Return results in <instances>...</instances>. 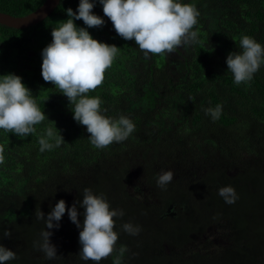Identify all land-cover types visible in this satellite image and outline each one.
<instances>
[{
    "label": "trees",
    "instance_id": "obj_1",
    "mask_svg": "<svg viewBox=\"0 0 264 264\" xmlns=\"http://www.w3.org/2000/svg\"><path fill=\"white\" fill-rule=\"evenodd\" d=\"M44 1L0 0V11L22 16ZM199 1L204 2L180 0ZM218 2L204 15L215 24L211 27L199 16L195 43L187 51L181 46L172 52L180 57L173 71L169 53L146 58L134 40L121 38L97 0L93 12L105 20L104 26L94 27L97 40L116 45L117 56L128 58L126 75L107 69L106 80L88 95L102 100L104 115L127 116L136 126L125 141L104 149L90 143L86 127L73 118L74 106L41 75V52L52 40V28L60 25L55 19H68L65 10L75 12L79 0H61L48 17L29 27L0 23V75L21 76L48 118L27 136L0 130L5 146L0 244L16 252L7 264H94L81 259L82 229L67 211L58 229H46L36 216L42 211L46 217L61 199L71 208L82 201L85 188L103 194L112 209L124 213L114 218L116 251L100 264H114L117 257L121 264H264V65L251 81L236 84L226 63L230 53L242 51L244 35L264 45V0ZM217 105L222 112L213 121L204 110ZM49 129L53 147L41 151L39 140ZM60 134L65 142L56 146ZM162 170L174 173L164 189L157 185ZM136 171L150 200L131 190ZM225 186L235 189L232 204L218 194ZM77 210L82 224L85 209L77 203ZM125 223L139 226V233L125 232ZM43 230L53 233L57 259L48 260L39 250ZM5 231L10 238H3ZM212 232L224 236L226 246L211 248Z\"/></svg>",
    "mask_w": 264,
    "mask_h": 264
},
{
    "label": "clouds",
    "instance_id": "obj_2",
    "mask_svg": "<svg viewBox=\"0 0 264 264\" xmlns=\"http://www.w3.org/2000/svg\"><path fill=\"white\" fill-rule=\"evenodd\" d=\"M102 5L104 16L113 24L115 32L124 40H134L138 48L147 58L151 55L172 53L177 47L195 43L197 32L194 30L200 15L198 8L180 0H98ZM97 0H79L77 10L66 9L65 22L52 28L51 42L42 50L41 75L45 82L59 89V93L67 97L73 112L74 120L86 127L90 134V143L97 149L107 148L114 142L125 141L134 131L135 124L127 116L118 119L106 116L101 108L102 100L90 97L89 92L102 85L106 70L109 69L120 48L94 39L88 28H98L105 20L94 14ZM82 20L87 27H78L74 21ZM240 52H232L227 56V69L233 74L234 82L241 84L253 79L256 72L264 65V45L254 38L244 35L239 41ZM213 121L222 112L220 105L204 110ZM47 118L41 110L32 91L23 83L22 77L14 73L0 75V130L27 136L36 132V125ZM48 119V118H47ZM55 123V122H54ZM58 130V129H57ZM59 131V130H58ZM60 133V131H59ZM54 135L49 129L46 137L39 140L40 150L53 147L49 138ZM64 141L62 135L56 146ZM65 142V141H64ZM5 160V146L0 144V164ZM174 173L162 170L157 178V185L164 189L172 182ZM218 194L226 203L232 204L237 199L235 189L225 186ZM77 203L84 208L83 223L78 219L80 213ZM68 208L61 199L47 214L36 213L37 219L45 221L46 229H58L59 222L67 211L69 219L79 232L81 249L79 255L84 261L100 264L114 251L119 234L114 230V218L124 215L122 210L112 209L103 194L96 195L85 188L82 201ZM123 230L130 235H137L140 227L125 223ZM39 250L48 260L57 259V249L51 243V231L41 232ZM10 238L11 232L5 231L3 238ZM126 249H120L121 254ZM16 259V252L0 244V264ZM114 264H121L120 258Z\"/></svg>",
    "mask_w": 264,
    "mask_h": 264
},
{
    "label": "rangeland",
    "instance_id": "obj_3",
    "mask_svg": "<svg viewBox=\"0 0 264 264\" xmlns=\"http://www.w3.org/2000/svg\"><path fill=\"white\" fill-rule=\"evenodd\" d=\"M204 2H197L196 4H194L197 8H198V10H199V13H200V17L201 18H203V19H205V21H206V23H208V25L209 26H213L214 24H215V22H214V20L213 19H208V18H205L204 17V15L205 16H208L207 14H211V11L212 10H214V9H216V7L218 6V1L219 0H207V1H205V0H203ZM223 4V3H222ZM56 20V22H59L60 24L61 23H63V22H65L66 20L65 19H63V18H57V19H55ZM206 23H205V25H206ZM78 27H87L86 25H84V24H82V23H75ZM220 29V28H219ZM218 29V30H219ZM89 32H90V34H91V36L94 38V39H98V34H99V30L98 29H95V28H88L87 29ZM221 30V29H220ZM221 32H223L222 30H221ZM257 37V40H259L260 42H262L261 40H260V38L261 37H258V36H256ZM217 38H221V37H217ZM264 42H262V44H263ZM191 46H183V48H184V50L185 51H187L186 49H188V48H190ZM3 48V44L0 42V49H2ZM127 58H128V55H125V54H123V53H121L119 56H117L116 58H115V60H114V62H113V64H112V66L109 68V69H111V68H116V70L118 71V72H120V74H122V75H126V70H125V68H124V66H123V64L126 62V60H127ZM160 60H162L163 61V59H160ZM168 61L170 62V64H171V66H172V70L174 71L175 69H176V66L179 64V61H180V57L178 56V55H176V54H171V53H169V55H168ZM161 63V62H160ZM195 73H196V70H194L193 72H192V77H194L195 78ZM105 80H106V76H105ZM108 80V79H107ZM118 78H115V79H112L111 80V84H113L114 85V82H118ZM113 87V86H112ZM115 89V88H114ZM113 88H111V90L114 92L115 90H114ZM250 90H251V88H250ZM245 109H246V107H245ZM62 114H65L64 113V111H62L61 112ZM166 119H168V118H166ZM171 120V119H170ZM130 184H131V190L133 191V192H135L141 199H143V200H150V197H152V195H151V193L148 191V189H147V187L144 185V183L141 181V179H140V175L139 174H137V171H136V173H134L133 175H132V179L130 180ZM225 237L224 236H222V235H220V233H216V232H212V239L210 240V247L212 248H214V247H218V246H222V247H224V246H226V244H227V242L225 241Z\"/></svg>",
    "mask_w": 264,
    "mask_h": 264
},
{
    "label": "water",
    "instance_id": "obj_4",
    "mask_svg": "<svg viewBox=\"0 0 264 264\" xmlns=\"http://www.w3.org/2000/svg\"><path fill=\"white\" fill-rule=\"evenodd\" d=\"M61 0H45L41 6L26 15H13L0 11V23L14 27L25 28L43 21L59 5Z\"/></svg>",
    "mask_w": 264,
    "mask_h": 264
}]
</instances>
